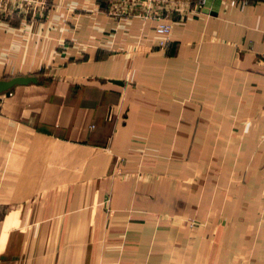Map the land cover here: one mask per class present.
I'll list each match as a JSON object with an SVG mask.
<instances>
[{"label": "crops", "instance_id": "0c3cea01", "mask_svg": "<svg viewBox=\"0 0 264 264\" xmlns=\"http://www.w3.org/2000/svg\"><path fill=\"white\" fill-rule=\"evenodd\" d=\"M28 74L0 264H264V0H0V78Z\"/></svg>", "mask_w": 264, "mask_h": 264}, {"label": "water", "instance_id": "95a60500", "mask_svg": "<svg viewBox=\"0 0 264 264\" xmlns=\"http://www.w3.org/2000/svg\"><path fill=\"white\" fill-rule=\"evenodd\" d=\"M37 81V77L32 74L12 75L8 78H0V93L8 91L17 84H27Z\"/></svg>", "mask_w": 264, "mask_h": 264}, {"label": "built area", "instance_id": "2783aa9c", "mask_svg": "<svg viewBox=\"0 0 264 264\" xmlns=\"http://www.w3.org/2000/svg\"><path fill=\"white\" fill-rule=\"evenodd\" d=\"M148 1L151 2L153 0H148ZM234 1L235 0H231V2H234ZM155 29L159 33L158 46L166 50L170 44L171 22L170 21H160L157 23Z\"/></svg>", "mask_w": 264, "mask_h": 264}]
</instances>
